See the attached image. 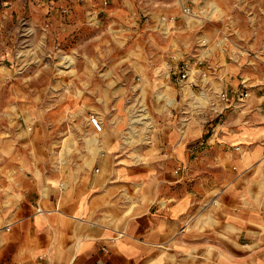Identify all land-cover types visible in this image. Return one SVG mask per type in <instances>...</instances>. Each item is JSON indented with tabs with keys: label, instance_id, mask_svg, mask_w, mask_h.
Listing matches in <instances>:
<instances>
[{
	"label": "crops",
	"instance_id": "crops-1",
	"mask_svg": "<svg viewBox=\"0 0 264 264\" xmlns=\"http://www.w3.org/2000/svg\"><path fill=\"white\" fill-rule=\"evenodd\" d=\"M236 74L216 68L225 116L171 113L133 143L108 133L96 170L45 180L1 138L0 264H264V96L237 100ZM107 86L119 108L124 86Z\"/></svg>",
	"mask_w": 264,
	"mask_h": 264
},
{
	"label": "rangeland",
	"instance_id": "rangeland-1",
	"mask_svg": "<svg viewBox=\"0 0 264 264\" xmlns=\"http://www.w3.org/2000/svg\"><path fill=\"white\" fill-rule=\"evenodd\" d=\"M227 64L264 96V0H0V139L45 180L96 170L108 133L133 143L171 113L190 124L225 116L216 68ZM117 83L122 103L107 107L116 92L101 86Z\"/></svg>",
	"mask_w": 264,
	"mask_h": 264
},
{
	"label": "built area",
	"instance_id": "built-area-1",
	"mask_svg": "<svg viewBox=\"0 0 264 264\" xmlns=\"http://www.w3.org/2000/svg\"><path fill=\"white\" fill-rule=\"evenodd\" d=\"M184 11H188V8L186 7ZM161 21L162 23H167L168 19L166 16H162L161 17ZM178 73H177V76H178V79L180 81H187L189 78H190V68L188 67V65L186 64H182V66L178 69ZM248 94L247 91H243L241 96H246ZM224 98L229 100V97H228V93H224ZM90 122L92 124V126L98 131V132H102L103 131V128H104V125H103V122L102 120L99 118V116H96V115H92L90 117ZM41 210V208H39Z\"/></svg>",
	"mask_w": 264,
	"mask_h": 264
}]
</instances>
